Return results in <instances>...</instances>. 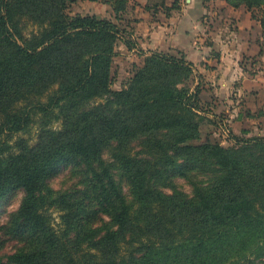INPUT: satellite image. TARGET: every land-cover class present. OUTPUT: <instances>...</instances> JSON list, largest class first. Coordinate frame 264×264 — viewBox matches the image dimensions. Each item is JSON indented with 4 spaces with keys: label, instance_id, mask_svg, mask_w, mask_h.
<instances>
[{
    "label": "trees",
    "instance_id": "obj_1",
    "mask_svg": "<svg viewBox=\"0 0 264 264\" xmlns=\"http://www.w3.org/2000/svg\"><path fill=\"white\" fill-rule=\"evenodd\" d=\"M72 1L0 0V199L25 192L5 228L22 245L0 264H264V135L200 141L201 88L181 51H140L143 63L113 89L118 41L135 47L117 21L129 0H110L114 17L72 15ZM226 1L264 22V0ZM27 21L39 28L26 33ZM53 86L37 104L52 113L37 143H4L33 121L17 104ZM63 164L82 179L56 191L49 180ZM195 172L212 177L188 195L175 177Z\"/></svg>",
    "mask_w": 264,
    "mask_h": 264
},
{
    "label": "rangeland",
    "instance_id": "obj_2",
    "mask_svg": "<svg viewBox=\"0 0 264 264\" xmlns=\"http://www.w3.org/2000/svg\"><path fill=\"white\" fill-rule=\"evenodd\" d=\"M184 3H186V0H184ZM68 12L72 15L96 14L99 17H114L110 0H73L69 5ZM141 13V10H133L132 4L130 3L128 9L123 13L122 19L117 20L121 27L125 29L128 39L135 44V47L133 49L129 48L123 39L118 41L112 69L113 89H121L126 85L127 81L134 74L135 69L144 61V55L141 54L142 52L151 49H173L175 46L172 45L177 44V42L174 41L168 42L166 34L163 35L164 32L166 33L167 29L163 27L165 26L164 24L161 25L162 21L160 20L162 19L157 20L158 23L153 27H151V25L148 27L138 26L136 23H133L131 18H135V15H140ZM161 16L162 15H160V17ZM164 19L165 17L163 18V21ZM209 25L210 23L206 22L203 27V31H205L203 35L204 41L209 40L208 38L210 35H207L208 37L205 36L210 30ZM24 26L26 33H30L39 28L36 24H33L30 21H27ZM205 79L206 78L204 77V80ZM194 84L195 83H192V86ZM55 90L56 87L53 86L44 95L33 96L30 99L20 101L17 104V107L20 109L27 108L31 110L33 121L26 130L18 131L12 136L7 133L2 134L1 140H3L4 143L8 142L13 146L19 137H23L28 140L30 145H35L38 141L43 123L52 115V113L44 115L43 112L38 110L37 104L40 102H48L50 96ZM244 98V92H241V90H234V92L231 90H223L216 94L213 90L211 92L209 85L206 86V90H201V103L204 105L202 114L205 119L201 124L200 141L211 138L220 141L224 145H232L235 144V136L247 137L264 135V114H262L264 112V99L258 104H253L251 108H249L247 104H244ZM103 100V98H100L94 102L97 103ZM261 105L262 107L260 108ZM57 110L58 109L55 108V113H57ZM248 110H251L255 115H247L251 112ZM50 125L54 128H60L62 125V119L55 120L51 117ZM139 149V145L135 146L134 152H137ZM104 156L108 160L111 159L110 149L105 151ZM117 177L118 180L122 182L124 190L129 195V185L126 181L121 180L118 175ZM211 177L212 176L209 174L195 172L189 177L176 176L175 181L181 190L188 195H193L194 184H207ZM81 179L82 172L78 167L71 164H63L58 172L50 178L49 182L54 190L64 191L80 185ZM165 191L171 192V188H165ZM24 195V190L20 188L0 199V236L4 241L3 246L0 248V256L6 261L8 255L16 251L22 245V241L19 238H13L8 235L5 228L11 215L20 207ZM50 214L53 226L56 229H60L62 211L57 207H52L50 208ZM255 264L263 263L257 261Z\"/></svg>",
    "mask_w": 264,
    "mask_h": 264
},
{
    "label": "crops",
    "instance_id": "obj_3",
    "mask_svg": "<svg viewBox=\"0 0 264 264\" xmlns=\"http://www.w3.org/2000/svg\"><path fill=\"white\" fill-rule=\"evenodd\" d=\"M130 3L133 10L142 12L131 18L138 26L153 27L162 19L161 25L167 29L163 35L168 42H177L173 49L163 50L181 51L194 63V85L199 84L201 90L209 85L216 94L241 90L249 108L264 99V22L258 11L245 5L234 7L226 0H129ZM206 22L210 30L205 36H210L204 41ZM252 111L247 115L254 116Z\"/></svg>",
    "mask_w": 264,
    "mask_h": 264
}]
</instances>
